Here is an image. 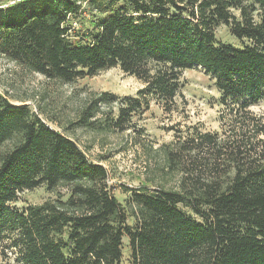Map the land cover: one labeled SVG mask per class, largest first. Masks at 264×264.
<instances>
[{"label":"trees","instance_id":"obj_1","mask_svg":"<svg viewBox=\"0 0 264 264\" xmlns=\"http://www.w3.org/2000/svg\"><path fill=\"white\" fill-rule=\"evenodd\" d=\"M221 24L242 46L217 39ZM0 54L63 83L114 67L142 81L135 96L92 94L72 127L131 130L153 101L175 105L196 67L215 78L222 104L245 111L264 99V0H16L0 6ZM219 148L210 173L175 190L126 187L124 205L102 163L0 94V261L121 264L128 237L131 264H264V154ZM177 155L167 151L171 166ZM39 187L56 196L17 205Z\"/></svg>","mask_w":264,"mask_h":264},{"label":"rangeland","instance_id":"obj_2","mask_svg":"<svg viewBox=\"0 0 264 264\" xmlns=\"http://www.w3.org/2000/svg\"><path fill=\"white\" fill-rule=\"evenodd\" d=\"M14 1L0 0V6ZM75 25L82 26L79 21ZM216 37L242 46L225 24L216 29ZM142 87V81L119 67L63 83L29 72L0 54V94L14 104H29L51 127L76 140L92 161L102 163L113 194L124 205L130 195L126 187L175 190L190 175L210 173L220 163L221 146L226 150L241 146L248 150V158L264 154V99L245 111L237 103L222 104L215 78L202 67L184 70L175 105L166 109L153 101L148 111L134 118L131 130L98 133L71 126L92 94L108 91L121 97L135 96ZM200 133L216 136L219 146L201 144L197 139ZM175 150L180 156L171 166L167 151ZM55 196L46 187H39L23 192L17 205L40 204ZM129 220L134 222L132 217ZM11 264L17 263L12 259ZM121 264H131L128 237L123 240Z\"/></svg>","mask_w":264,"mask_h":264}]
</instances>
